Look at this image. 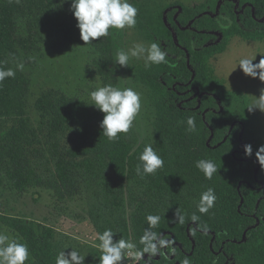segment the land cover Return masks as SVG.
<instances>
[{
    "label": "trees",
    "instance_id": "trees-1",
    "mask_svg": "<svg viewBox=\"0 0 264 264\" xmlns=\"http://www.w3.org/2000/svg\"><path fill=\"white\" fill-rule=\"evenodd\" d=\"M53 1L0 0V63L16 72L0 87V118L16 122L9 135L11 149L7 155L0 152V197L6 182L21 193L50 184L59 198L72 196L79 178L89 175L101 209L112 217L108 228L117 233L115 239H130L142 248L139 239L148 227L146 217H161L153 231L175 241V255L165 250L168 256H157L151 264H180L185 258L190 264H264V168L256 157L259 141L249 127L245 96L226 90L210 63L234 36L264 38V0L192 4L130 0L139 9L134 30L149 45L157 42L168 53L166 64L146 68L142 59L129 67L131 80L146 88L152 107V146L164 159L162 169L143 177L137 175L136 165L144 146L134 148L135 138L121 134L111 142L100 128L103 113L94 106L52 86L34 88V71L47 50L64 47L87 50L98 75L115 79L111 31L109 37L84 45L76 23H58L48 33L50 40L30 28L26 33L19 30L20 15H38ZM21 63L23 70L17 68ZM189 116L196 120L194 133L186 131ZM43 131L53 151L45 177L27 168L22 146ZM68 131L74 139L60 146L59 138ZM245 145L252 146L251 156L245 155ZM200 159L212 160L219 169L211 180L196 168ZM124 180L135 182L145 196V203L131 211L129 222L119 196ZM208 188L215 190L216 204L208 214H201L197 206ZM177 209L185 216L184 224L174 219ZM192 214L200 220L191 221ZM2 217L28 244L32 264H55L59 250L50 227ZM205 224L207 231L200 227ZM85 264H99V258Z\"/></svg>",
    "mask_w": 264,
    "mask_h": 264
},
{
    "label": "rangeland",
    "instance_id": "rangeland-1",
    "mask_svg": "<svg viewBox=\"0 0 264 264\" xmlns=\"http://www.w3.org/2000/svg\"><path fill=\"white\" fill-rule=\"evenodd\" d=\"M167 3L170 0H161ZM186 4L199 3L202 0H183ZM70 0L61 4V0H54L45 11L35 15L24 13L18 17V27L23 33L28 29L35 30L38 35L50 40V34L58 23H77L72 12L69 11ZM112 34L113 63L118 49L128 50L135 44H143L146 48L149 44L134 29L121 32L110 30ZM48 44H45V46ZM264 56V38L262 40H245L234 36L229 39L224 51L210 59V63L216 76L225 85L226 90L233 93H241L246 98V112L248 123L253 134L258 138L259 147L264 145V112L259 109L249 111V107L259 101L264 82L258 78L246 76L239 68L238 63L242 58L257 57L253 63L259 62ZM132 58L130 66L136 61ZM116 70L115 79L103 80L95 71L91 55L87 50L61 48L47 50L44 58L36 67L33 75V86H52L77 98L80 102H88V94L97 85L113 84L125 88L131 87L141 93L142 111L134 122L128 136L135 138V146L142 147L153 144L151 127L152 107L147 98L146 88L131 80L129 67L121 68L114 63ZM85 104V103H84ZM16 124L11 117L0 118V152L7 155L11 149V126ZM43 131L30 144H23L25 154L28 157L27 168L38 174H48L51 166L50 156L53 154L49 136ZM74 139L72 132H66L59 138V145L69 143ZM8 159V158H7ZM11 166V164H10ZM5 173V170L1 171ZM5 175V174H4ZM119 193L124 205V218L130 220V213L140 202L145 203V196L139 186L133 181H122ZM78 188L72 196L59 198L50 184L28 188L25 192H18L6 182L0 197V230L6 231L14 237L20 238L14 230L6 226L2 216H16L33 221L42 227H50L53 232V242L57 250L69 253L72 250L85 256V261L90 258L97 259L100 251L95 246L99 243L97 234L109 227L112 217L108 211L100 207L98 196L92 177L84 175L77 182ZM150 200V199H147ZM158 202L154 201V207ZM152 204V202H150ZM149 205V204H148ZM126 264H137L131 256Z\"/></svg>",
    "mask_w": 264,
    "mask_h": 264
},
{
    "label": "clouds",
    "instance_id": "clouds-1",
    "mask_svg": "<svg viewBox=\"0 0 264 264\" xmlns=\"http://www.w3.org/2000/svg\"><path fill=\"white\" fill-rule=\"evenodd\" d=\"M66 0H61V4ZM69 11L72 12L76 20V27L79 29L80 39L84 45H89L107 38L110 30L118 32L134 29L137 25L139 9L130 0H70ZM168 53L162 50L157 42L151 43L147 48L143 44H135L128 50L118 49L115 53L114 63L121 68L130 67L132 58L143 59L146 68L153 65L167 63ZM257 57L242 58L238 66L242 72L249 77L258 78L264 82V56L259 62L253 63ZM17 68L23 70V63L18 64ZM16 72L11 68L3 67L0 63V87L8 78H15ZM259 101L248 109H259L264 112V90H262ZM86 105L94 106L95 109L103 113L100 128L103 135L111 142H116L121 138V134L127 135L134 126V122L142 111L141 93L131 87L120 88L113 84L97 85L88 94ZM186 131L194 133L197 131L196 120L189 116L186 120ZM245 155H252V146L245 145ZM259 164L264 168V145L256 151ZM139 163L136 165L138 176L155 175L158 170L164 167V159L160 156L151 144H146L143 151L138 156ZM196 168L204 174V178L211 180L219 169L210 159H200L196 161ZM217 196L213 188H208L200 195L198 211L201 214H208L215 207ZM180 224H184L185 216L179 210L175 212V218ZM191 221L198 222L200 217L192 214ZM161 217L149 214L146 217L148 227L144 229L143 235L137 244L130 239H115L117 233L111 228L105 229L97 234L99 243L95 245L100 251L99 264H126L131 258L137 264H151V260L157 256L168 253L175 255V241L167 239L164 232H156ZM203 231H207L208 225L200 226ZM147 254V259H145ZM170 258V257H169ZM33 257L26 242L14 237L6 231L0 230V264H32ZM55 264H85V256H81L76 250L69 253L60 251L55 257ZM180 264H190L188 258L183 259Z\"/></svg>",
    "mask_w": 264,
    "mask_h": 264
}]
</instances>
